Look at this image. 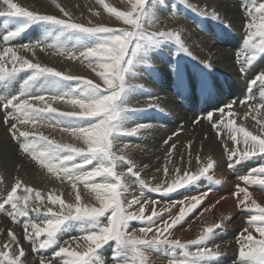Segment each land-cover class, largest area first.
Here are the masks:
<instances>
[{"label": "snow or ice", "instance_id": "snow-or-ice-1", "mask_svg": "<svg viewBox=\"0 0 264 264\" xmlns=\"http://www.w3.org/2000/svg\"><path fill=\"white\" fill-rule=\"evenodd\" d=\"M53 2L55 3V0ZM180 2L187 5V0H180ZM98 3L128 27L114 29L105 26H85L75 21L64 8H60V11L66 18H58L55 15H42L28 11L17 3H13L12 0H0V17L18 18L24 21L21 26L3 35L2 40L6 44L36 23L56 26L61 30V34L74 33L96 37L98 43L95 46L79 51L78 54L77 51L65 48L63 54L68 59L83 57L88 61L89 67L98 65L101 70L97 72V75L104 84L102 90L100 85L94 84L90 80L63 74L55 68L44 66L39 62L33 63L29 59L19 56L13 47L0 50V87L11 83L21 73L29 74L15 94H0V107L5 109L4 123H8L9 119L16 121L11 125L13 139L20 141L21 150L28 153L42 167H46L49 172L62 173L63 178L72 182L74 189L77 188L78 183L84 184L86 188H90L91 192L95 193L96 199L100 202L99 207L81 204L78 189L75 205L66 204L59 196L49 194L47 200L53 205H59L60 211L55 212L51 207L47 208L43 212V216L46 217L43 226L27 219L23 224L24 239L31 242L34 251L46 250L58 243L59 234L67 225L72 222H80L86 232L82 237L85 244L78 243L76 248L59 247L54 252V256L60 258V264H98L101 257L99 250L109 242L116 244L113 250V264H148L146 253L150 251H163L165 255H170L169 264H211L215 258L220 256V252L208 248L207 241L213 238L215 230L221 229L222 225L215 223L205 227L198 239L187 244L181 243L179 239H170V230L182 222L186 210L182 209L179 215L171 216L168 220L157 225L154 218H158L160 213L153 210L150 216L145 217V205L141 204L139 198H132L125 206L124 197L129 188L124 182V175L117 171L118 162L127 165V173L136 179L141 188L146 185L140 179L135 163L125 155H117L114 152V141L124 131L119 127L124 113L135 111L123 105V98L128 89L132 87L129 83L128 72L137 54L168 41H174L180 50L186 53H188V49L179 32L147 33L145 31V23L155 16L148 11L149 0H131L128 11H117L104 3V0H98ZM57 6L59 7V5ZM187 6L191 7V5ZM244 8L249 17V21L245 25L249 29L245 42L251 49V55L246 57L245 63H251L257 58L258 53H264V2L254 4L252 7L244 5ZM89 24H91L90 21ZM257 37H259V43L254 42ZM41 43L36 42L31 45V48L33 50L39 48ZM56 46L62 47L58 40L53 45V47ZM21 47L29 49L30 45L25 44ZM188 54L191 55V53ZM241 71L243 72L245 69L242 68ZM42 77L54 78L63 82H76L82 87H76L66 94H51L42 90L36 94L33 90V83ZM258 82L264 88V71L259 72L249 81V92L251 87L256 86ZM252 98L251 95H247L241 103H246ZM65 100L79 111L60 112L52 106L53 102ZM232 106V103H228L222 109L217 110L220 112L219 121H213L211 114L206 117L207 120L213 122V127L217 130L218 135L226 128L229 138L235 145H239L242 140L243 151L239 147L235 149L226 147L225 150L229 152L231 158L238 157L239 161L247 160L258 154L264 155V136L253 135L246 128L238 127ZM225 108L227 112H225ZM8 109L11 111L9 112ZM261 109H264V92L261 93L259 104L251 106L250 111L259 113ZM225 116L229 118L227 121L224 119ZM199 122V120H194V123ZM257 123L264 128V122L257 121ZM29 124L33 128L37 124L60 127L64 131L71 132L77 139L83 140L87 148L61 145L42 134L38 135L19 127V125ZM138 127H143V125H138ZM137 130V128H131L128 131L129 134H135ZM128 147V145H124L121 152ZM171 150H175L174 143L171 145ZM169 157H171V151H169ZM233 163H230L229 167H233ZM87 165H92L91 170L86 167ZM214 166L215 161L209 157L207 162L202 164L195 173L185 172L180 175L177 168L175 169V179L170 185L162 184L151 188L150 191L169 194L186 185L193 184L201 177L213 181V176L208 174L214 169ZM164 171L167 173V167ZM242 179L246 185L264 186V165L250 170L249 174L244 175ZM214 182L219 183L220 181L215 180ZM21 189L23 195L18 196L17 192ZM237 193H244L240 204L249 214V226L255 228L260 236L259 240L255 239L250 232L243 236L240 240V260L243 264H264V207L255 201H252L254 208L248 205L251 194L247 188L238 187L234 194ZM206 195L205 192L191 198L193 202L187 211L195 209ZM141 196H143V192H141ZM30 200L39 201V205L30 204ZM152 203L156 202L152 201ZM43 204L44 199L40 191L17 180L10 194L0 200V212L6 213L12 217L14 222L20 223V218H29L30 212L40 215V205ZM6 205H9L10 208H6ZM133 205H140L138 211L129 212L127 209L132 208ZM109 213L107 224H104L101 218ZM145 220H147L148 226L139 229L143 233V238H136L134 235L128 234L127 229L130 221ZM30 229L32 231H29ZM244 231L247 232V229ZM150 232H154V235L149 238ZM8 235L12 244L19 246L15 233L9 232ZM193 245L197 246L196 251L190 252L189 249ZM10 248L11 245L6 243L4 244L6 251L0 253L7 264H27V261L23 259L25 257L23 247H19L18 255H13ZM177 250L180 252L179 256H177Z\"/></svg>", "mask_w": 264, "mask_h": 264}, {"label": "rangeland", "instance_id": "rangeland-1", "mask_svg": "<svg viewBox=\"0 0 264 264\" xmlns=\"http://www.w3.org/2000/svg\"><path fill=\"white\" fill-rule=\"evenodd\" d=\"M44 1H45V4L46 5H51L53 8H55V10H56V11H54L55 14H51V15H55V16L58 15L59 16V17L57 16L58 18H66V17L63 16V13L60 11V6H61V8H64L65 10L68 8L66 11H68L71 14L72 18L75 21L84 24L85 26H105V27H111V28H114V29H122V28H127L128 27L127 25H124L122 21L116 19L114 15L109 14L107 12V10L104 8L103 5L100 4V3H98V0H70V1L69 0H63V1H61V0H57L56 1L55 0V3L53 2V0H51V1L44 0ZM64 1H66V3ZM152 1H155V0H149V4H148V11L149 12L151 11L149 9H150L151 3H153ZM211 1H215L216 2L217 0H211ZM238 1L241 2L243 0H238ZM249 1L250 2L248 3L247 0H244L242 3H244V5L247 4L248 7H252L254 4H258L260 2H264V0H259V1L258 0H249ZM171 2H172V0H156L153 3L155 5V7H157L156 10H155L156 11L155 13L158 12V13L166 14L167 15L168 12L171 10V7L173 6V4ZM179 2H180V0H177V1L175 0L174 1V3H176L177 5H180L179 10L178 9H173L172 14L174 16H176L178 14V12H180V13L183 12V10H181L183 8V4L181 2L180 3ZM104 3L108 4L110 7L115 8L117 11H128L130 9L131 0H104ZM199 3H198V5H199ZM57 5H59V8H58ZM209 5L211 7H213L212 4H209ZM165 7L167 8L166 10H165ZM199 7L201 9H204V8L201 7V5H199ZM243 8H244V6H243ZM205 9H207V11H209V8H205ZM215 11L216 10L214 8H212V12H215ZM57 12H58V14H56ZM184 12L186 13V12H188V10L185 9ZM243 13H244V15H243ZM153 14H154V12H153ZM241 14H242L243 17L240 16L239 22L236 23L237 25L234 24V23H232V22H230V21L228 22V20H226L227 18H222L221 19V22L224 23V24H222V26L225 25L227 27V25H228V27L231 28V29H233L235 27L234 29H236L237 32L243 33V35H247L248 32H249V29L245 25L248 23L249 17L247 16L246 11H241ZM192 16L193 17H196L194 15H192ZM205 17L207 18V20H208L207 22L208 23H210L211 25H214L215 24V18H214L215 16L210 15L209 13L207 15V13H205ZM153 18H155V19H153ZM153 18L151 20H149L148 22L145 23V26L144 27H145V31L147 33H154V32H159V31H170V32H174V33L175 32H179L180 35H181V38L183 36V40L187 39L185 36L188 34V32L185 34L184 31H183V29H184V23L185 22H182V21H174V20H170V19H169V21L164 22V19H162V18H157V17H153ZM185 19H187L189 21L191 20L193 23H195V20H192L190 18H185ZM153 20H155V22H152ZM89 21L91 22V24H89ZM196 23L198 24L200 22H196ZM36 24H32L25 32H23L20 36H18V38L14 42L28 40V37L33 33L29 29H32L33 26H36ZM194 26H197V25H194ZM194 26L188 27L189 32H191V30H192L193 33L199 32V30H197L196 27L195 28H192ZM232 26H233V28H232ZM18 27L19 26H16L14 28V30L16 28H18ZM181 27H183V28H181ZM77 35L80 36V39L78 40L77 45H73V48L78 47L79 44L82 42V40H86V38H89V39H92L93 41H95L93 46H95L98 43V40H97L96 37L83 36L81 34H77ZM205 39H207V38H205ZM42 41H44V40L43 39H39V41H36V42H42ZM257 42L259 43V38L258 37H257L255 43H257ZM162 43H165V42H162ZM162 43H160L159 45L160 46H163ZM25 44H28V43L26 42ZM31 45H33V44H30V46ZM93 46H90L89 45L88 48L89 47H93ZM158 46L150 47L147 51H141L140 53H138L137 56H136V59L133 62V65H132L131 69L128 72V77H129L130 84L132 85V87L129 88L130 91L128 90L125 93V96L123 98V100L125 99L123 101V105L125 107L128 106L129 109H134L135 108L134 109L135 111H129V112L127 111V112L124 113L123 118H122V120H121V122L119 124V127L121 129H124V131L117 136L118 138H120V137L121 138L118 139L116 137V139H118V140L115 139V141H114V143L116 144V145H114L115 146L114 147V152L116 151L115 153L117 155H125L127 158H130L135 163V165H137L136 166V171L139 173L140 179L144 181L146 187L141 188L139 186L138 182L136 181V179L134 177H132L130 174L127 173V165L118 162L117 171L120 172V173H122L124 175V182L128 185V188H129L127 194L124 197L125 206L127 205V202L130 201L132 198H134V197L135 198H139L141 200V204H144L145 205V209H144V216L145 217L150 216V214L152 213L153 210H155L158 213H160V216L158 218H154V220H156V224L157 225L161 224L165 220H168L171 216L179 215V213H180V211L182 209L183 210H186V215H185L184 219L182 220V222L179 223V224H177L173 229L170 230L171 231L170 239H173V240L179 239L181 241V243H186V244H187V242L189 243L192 240L198 239L199 236H200L199 234H201L203 232V229L205 228L206 224L207 225H211V223L212 224H215L216 222L217 223L219 222L223 227L225 226L224 228L226 230L225 229L224 230L216 229L215 232L217 233V231H219L218 233H219V237L220 238L215 235V236H213V238H211V239H209L207 241L208 248L212 249L213 251H219L220 252V256L218 258H215L211 262V264H243V262L240 260V257H239V251H240V246H241L240 245V240L243 237H241V234H240V237L241 238L237 236V239H236V235H237L236 233L237 232L235 231V229L238 228L239 226H241V227L244 226L245 227V225L248 224L249 214H248V212L246 210H245L246 211L245 214L244 213L239 214L240 217H242L241 220H243V219L245 220L244 221L245 223L244 222L242 223L241 220L236 217V214H231L232 217L231 216H228V217H226L224 219V218L220 217L217 213H214V211L211 210L210 208H209L208 212H206L205 214H204V211L203 210H200L199 211L197 208L192 209L190 211H187V209H190L191 203L193 201H192V199H191V201H189V198L190 197H188V196H190V195H188V194H189L190 191L184 192L186 190L185 188H187L186 186L184 187V189L182 188V190L179 189L177 191H174L172 193L165 194V195H163V193H161L162 194L161 195L160 193H157V192L155 193L153 191H150L151 188L156 187V186H159V185H162V184L165 185V186L170 185L172 183V181L175 179V176H176L175 169H177V168L180 171V175H183L184 174V170H185V172L188 171V173H190V174L191 173H195L197 171V169L199 168L198 166H200L199 164H201V160H202V154H197L196 155V154H192L190 151H188L189 153L188 152H181L182 155L180 154L181 155L180 156L177 152H175L176 151V148H177V145L180 144V142L182 141V138L185 139V137H184L185 135L187 137H190V133H189L187 127L185 128V126H183L180 129V131L182 132L180 141L179 140H176V138H174L175 139V142H173V143L175 144V150H171V145L173 143L170 145L168 143L169 140L167 141V143H165V141L167 140L165 136H163V138L165 140L164 141L161 140V134H160L161 133L160 132L161 131L160 130V124H161L160 123V117H158L159 115H158L157 111L154 109L155 108V105H156L155 104L156 101L153 102V101L150 100V99H153L151 95L148 98H146L145 100H144V98H142V99L140 98L141 94L143 92H145L144 90H146L145 89V86H144L145 85L144 84L145 82H143V80L146 78L144 76H146L147 74H149L148 71L151 70L150 69L151 60L152 61L154 60L152 58V53L155 51L156 48H158ZM225 46L228 47L227 44H225ZM244 48L247 49L246 52H248L251 55V49H250V47L248 46V47H244ZM31 49H32L31 47H29V49H26V50L24 48L23 51L25 53L28 52L27 55H29V56H32L33 55L32 58L33 59L35 58L34 60H37V61H40L41 60V62H43L45 64L47 62L49 67L51 66L52 68H55L56 70L62 72L63 74L80 77V78L85 79V80H90L94 84L100 85V87H101L102 90L104 89L103 81L97 75V72L101 70L98 65H94L93 67H89L88 61L85 60L83 57H81L80 59H68L63 54L64 52L61 53V54L60 53L50 54V55H53V58H52V56H47V58H45V55L39 53V51H38L39 49L35 48V50L37 52L35 50H33V49L31 51ZM34 52L36 53L35 56H34V54H35ZM37 53H38L39 58L37 56ZM145 54H147V55H145ZM262 54H264V53H262ZM149 55L151 56V58H149L150 57ZM259 57H260V53L257 54V58L253 61L252 68L256 67L261 62V60H260ZM144 60H146V61L149 60V61H147V63H146L145 66H143ZM138 62H139V65H141L143 67H142V70L136 71V73H135L134 68H139L138 67L139 66L138 65ZM233 65H235V63L234 62H231V66H233ZM252 68L250 69V72L251 73H252ZM146 70H148V71H146ZM129 73L131 75H129ZM133 73H135V74H133ZM150 73H154V71L151 70ZM27 77L25 79H27ZM137 77H139V78H137ZM135 78H136L137 81L135 80ZM215 78H217V77H215ZM53 79L54 78H48L47 85H49V86H46V92L49 91V93H51V94H66L68 92H71L76 87H82V86L78 85L76 82H63V81H58V80L56 81L55 79L54 80ZM51 80L56 81V82H53ZM132 80H134V81H132ZM153 80H151V82H153ZM140 81H142V82H140ZM215 81L222 87L221 82H219L217 80H215ZM41 82H43L42 78L38 79L37 81H35L33 83V87L39 85ZM22 84H23V82H21V86H22ZM183 85H184V89L183 90L186 91L187 88H188V84H187L186 80L183 81ZM199 85H201L200 84V81L197 78L194 77L193 78V88L196 90ZM21 86H20V88H21ZM54 86H56V87H54ZM259 86H260V84L257 83V85L254 87L253 94L255 92H258L257 91V88ZM3 87H0V89L3 88ZM221 87H218V88H220L218 90L221 93H223ZM134 91H136V92H134ZM245 92H246V90H245ZM165 93L166 92L163 91V93H162V96L163 97H166L167 96V94H165ZM223 96H225V98L227 99V101H230V103H231V100H233L231 98H235L233 95H230V97L228 95H223ZM244 99L245 98H242L240 101H242ZM142 100H144V101H142ZM34 102L35 101H33V103ZM138 102H140L139 103L140 105H138ZM147 102L150 103L151 105L148 104ZM170 102L172 104L170 103L169 107L175 109L176 108V104L174 102V99L173 98H172V100L170 99ZM61 103H62V105H61ZM126 104H128V105H126ZM142 104H144L143 106L145 107V109L142 106ZM250 104L247 105V106L245 105V107L237 108V109L239 111H241V113L243 115H245L247 118L249 117L248 119H252L254 121L255 120H258L257 116L259 115L260 111H259V113L255 112V111H250V107H251ZM56 105H58V106H56ZM52 106L55 107V108H59L61 110H64V112L79 111V109L74 108L66 100L65 101L53 102L52 103ZM252 106H255V105H252ZM142 107H143V109H142ZM8 111H10V109H8ZM1 112L3 114L5 112V109H3V107H1ZM127 116H128V118H127ZM54 118L55 117H53V119ZM139 122H141V123H139ZM2 123L4 124V120H2ZM14 123H16V122H14ZM3 124H2L3 129H8V131H7L8 133H7L5 130H3L0 127V135H1L0 136V144L3 143L2 145L4 146L5 142L7 141V138L9 139V138H13V137L11 135V130H10L11 129V126H9V122L8 123H5V124H7L6 126H5V124L4 125ZM128 124H129V126H128ZM130 124H132V125H130ZM138 125H143V127H138ZM19 126H22V125H19ZM30 126H31V124L25 125V126L23 125V127H21V128H24V130H27V131L36 133L38 135L39 134H42V135L45 134L44 136L48 137V139L53 140V141H55V142H57V143H59L61 145H72L73 144L72 146H75V147L85 148V149L87 148V145H85L83 143V140L77 139L76 136L72 135L71 132L64 131L60 127L51 126V125H47V124H45V125L37 124L35 128H33L32 126L30 127ZM133 127L134 128H137L138 130H137V132L135 134H130L129 135V131L128 130H130ZM149 127H150V129H148ZM124 133H126L127 135L124 134ZM5 134H6V136H5ZM175 134H177V133H175ZM59 135H61V136H59ZM151 138H152V140H151ZM4 139H6V141H4ZM129 139H131V140H129ZM143 140H145V141H143ZM123 142H124V144H123ZM15 143L16 144H19L20 141H18V140L15 139ZM133 144H134V146H133ZM124 145H128L131 148V150L128 147L123 152H121V149L123 148L122 146H124ZM152 146H153V148H152ZM138 147H140L139 148V151H138ZM166 147H168V148H166ZM133 148H134V150H133ZM136 149H137V151L135 152ZM169 151H171V157H169ZM21 152H22L21 149L19 151H17V155L18 154L20 155ZM22 153H24V152H22ZM137 153L139 155L141 154V156H139ZM133 155H134V157H133ZM185 155H186V157H185ZM263 156L264 155H262V154H258L256 156L250 157V158H261L260 161L256 162L254 165H252V166H254V168H257V167H260V166L264 165V159L262 158ZM176 157H178V158H176ZM180 157L185 158V159L182 158L184 162L182 161V159ZM198 157H199V160L200 161L198 160ZM30 158H31V156H30ZM78 159L79 158H77V160ZM196 160L198 161L197 163L195 162ZM232 160H233V158H231V157L226 159L227 168L230 170L229 171L227 169L226 171L229 172L230 175L233 173L232 175H233V177H235L236 174H237L236 171H238L237 168L236 167H229V164L232 163ZM248 160L249 159L244 160V161H240L239 162V165L241 166L243 162H248ZM179 161H180V163H179ZM181 161L184 164L181 163ZM191 161H192V163H191ZM177 162H178V164H177ZM180 165H181V167H180ZM37 166L39 168H36ZM40 166L37 165V164L32 165V167L36 168V170L33 168L34 169L33 170V174H35V175H33V174L31 175L29 173L30 172L29 171L28 172V175H27L28 178L27 179L25 178V180L22 179V176L21 175H15L14 176V175L11 174V171H8V172L5 171V168L7 166L5 168L3 167V169H2V167H0V175H1L0 176V193H1L0 194V200H2L4 197H6L8 194H10L11 190L15 186V181L17 182L18 179L20 181H22L24 183V185H26L28 187H31V188H33L35 190L40 191L41 192V196L44 199V204L43 205H40L41 214L40 215H37V213H35V212H30L29 213V218H23V217L20 218V223L14 222V220L12 219V217L8 216L4 212H0V244H1L0 245V253L6 251L4 249V244L7 243V244L12 245L10 249L12 250L11 252H12L13 255H17L18 254L17 251H19V247H23L24 248L26 256L23 259H27L26 260L27 261V264H31V263L32 264H42V262H43V264H60V258L59 257H55L54 256V252L57 251L59 249V247L76 248V245L78 243L81 244V245H84L85 244V241L82 239L83 235L86 234V232L84 231V226L80 222H72L69 225H67L64 228V230L59 234V241H58V243L56 245H53V246L49 247L46 250L34 251V250H32L33 249V245L31 244V242L24 239L25 233H24L23 224L26 222L27 219H31L33 223H38V224H41V226H43V221H44V219H46V217L43 216V212L46 211L47 208L51 207L53 209V211H55V212H59L60 211V206L59 205H53V204H51L47 200V197H48L49 194L59 196L61 199H63L65 201L66 204L70 203V204L75 205L77 203L75 197H76V192H77V189H78L79 190L80 197L82 196V198L80 200V203L81 204L83 203V205L84 204L87 205V203H88L87 206H90V207H99L100 206V202L96 199L95 193L91 192L90 188H86L84 186V184L78 183L77 184V188L74 189L72 187V182L69 181L68 179L63 178L62 173L61 174H58L55 171L54 172H49L46 167H42L41 166L42 167L41 168ZM87 166H89V167H87ZM87 166L86 167L89 170H91L92 166L91 165H87ZM165 167H167V169H168L167 173H165V171H164ZM184 167H186V168H184ZM254 168H250L248 171H247V169H244V173H246V175H247V174H249L250 170H252ZM20 170L21 169H17L16 170V173L17 172H20ZM172 170H174V171H172ZM58 175H59V178H58ZM10 176H14V177H12V178L9 179ZM16 176L17 177L20 176V177L17 178ZM34 178H36V179H34ZM143 178L146 179V180H144ZM222 178L220 176L218 178H214L213 182L215 180H219L220 182H223L224 179H222ZM11 179H13V180H11ZM28 179H29V181H28ZM97 179L99 180L100 178H97ZM5 181H6V183H5ZM220 182L218 184H221ZM206 183H207L206 184V189H209L210 186H211L210 181L209 180H206ZM190 186H192V184ZM251 186L255 187L254 185H251ZM237 188L238 187H236V190H237ZM257 188H264V186L257 185ZM194 189H196V188H194ZM216 189H219V186H216ZM180 191H181V193H180ZM141 192H143V196H141ZM235 193H236V191H235ZM237 194L239 196H242V193H237ZM237 194H236V196H237ZM17 195L18 196L23 195V190L22 189L21 190H18ZM180 197H182L183 202H180V201H182ZM242 197H241V199H243ZM151 200L152 201H155L156 203H152ZM238 201L240 202V199ZM252 201H254V200H250L249 199V201H248V205L249 206H253L252 205ZM29 203L30 204H37V205H39V201H31L30 200ZM173 203H174V206H172ZM185 206H186V208H185ZM5 207L6 208H10L9 205H6ZM139 207H140V205L139 206L138 205H133L132 208L127 209V210L129 212H135V211H138ZM164 209H167V210H164ZM243 209H244V207H243ZM162 210H164V211H162ZM207 213H208V215H211V216L208 217V215H206ZM234 213H235V211H234ZM109 215H110V213L107 214L105 217L101 218L102 219V222L104 221L103 222L104 224H107ZM201 215H205V216H202L201 217ZM198 217H199V219H198ZM207 217H208V219H207ZM201 219L202 220L205 219V225L202 224V222H204V220L202 221ZM197 220L201 224L198 223ZM195 223H197L198 226ZM239 223H241V224H239ZM192 225H194V226H192ZM230 225H231V229H229ZM248 225H246V226H248ZM147 226H148L147 220H145V221H130L129 222V227L127 229V232L130 235H134L136 238H143V233L140 232L139 229L142 228V227H147ZM195 226L198 227L197 228L198 230L195 228ZM191 227H193V228H191ZM17 228H19L20 230L17 229ZM188 228H189V230H188ZM249 228H250V226L249 227H245V229H248L247 230V233H249L248 231H250ZM29 231H32V230L30 229ZM9 232L15 233V235H16L18 241H19V246L15 245V244H12L11 238L8 235ZM152 235H154V232H150L148 234L149 238ZM1 239H3V241ZM41 239H43V237H41ZM237 244H238V246H237ZM115 247H116V244L114 242H109L108 244L104 245L99 250V256H101V257H100V261H98V264H113V261H112L113 260V250H114ZM196 247L197 246H194V245L191 246L190 247L191 249H189V251L190 252H195L196 251ZM28 248H29V250H28ZM31 250H32V252H31ZM14 252H16L17 254L14 253ZM32 255H34V256H32ZM179 255H180V252H179V250H177V256H179ZM146 257H147L148 264H169L168 261H170V259H171V256L170 255H165V253L163 251H160V252L150 251V252L146 253ZM0 259H1L0 260L1 263L7 264V262L3 260V257L0 258ZM31 259H32V261H31ZM52 259H53V261H52ZM238 261H239V263H238Z\"/></svg>", "mask_w": 264, "mask_h": 264}, {"label": "bare ground", "instance_id": "bare-ground-1", "mask_svg": "<svg viewBox=\"0 0 264 264\" xmlns=\"http://www.w3.org/2000/svg\"><path fill=\"white\" fill-rule=\"evenodd\" d=\"M49 1H51V0H49ZM61 1H63V0H61ZM155 1H152V2L154 3ZM243 1L239 2L238 0H217L215 2V1H211V0H199V1L198 0H187V5H191V7H188L186 4L182 3L183 4V8L181 10H183V12H181V13L178 12V14L176 16H174L172 14V12L169 13V14H167V15L166 14H161V13H158V12L155 13L156 12L155 10H156L157 7H155V5L153 3H151L149 10H151L150 11L151 13L154 12V14H155L154 17L162 18V19H164V22L169 21V19L170 20H174V21H182V22H185L184 23V29H183V31H184L185 34L188 32V34L185 36L187 39L183 40V36H182L181 39H182L183 43L185 44L186 48L188 49V53H191V55H189L188 53L184 52L183 50H180V48L178 47V45H176L174 42H167L165 44H162L163 46H160L159 45L158 48H156L155 51H154L155 52L154 53V56H155V58L157 60H161V61H155V58L152 57L154 60L153 61L151 60L150 69L152 71H154V73H150L151 70L150 71L146 70V71L149 72V74H147L146 76H144L146 78L143 80V82H145L144 83L145 84L144 86H145V89L146 90H144L145 92H143L141 94V96H140L141 99L144 98V100H145L146 98H148L151 95L153 99H150V100L153 101V102L156 101L155 102L156 105H155V108L154 109L157 111V113L159 115L158 117H160V123H161L160 124L161 140L164 141L165 139L163 138V136H165L166 139H167V141L169 140L168 143L171 145L173 142H175V139H172L171 137H173L174 134L177 133V136L175 138H176V140H179L180 141L181 135H182V132L180 131V129L183 126H185V128L187 127V129H188V131L190 133V137H187L184 134L185 135L184 136L185 139L182 138V141L180 142L179 145H177V148H176V151L175 152H177L179 155L181 154V152H188V151H190L192 154H196V155L197 154H202L201 164H199L200 166H198L199 167L198 169L196 168L197 171L200 169L201 165L202 164H205L207 162V159L209 157H211L215 161V166H214V169L211 170L208 175H212L213 178H218L219 176L221 178L223 177L222 179H224V181H225V182L224 181L223 182H220L221 184H218V183H215L213 181H210L211 186H210L209 189H206V184H207L206 183V180H208V179L206 177H201L198 181L194 182L192 184V186L186 185L187 188H185L186 190L184 192L190 191L189 194H188V195H190V196H188V197H190L189 198V201H191V198H194L196 196H199L201 193H205L206 192L207 195L203 198L202 202L196 207L199 211L200 210H203L204 211V214H205L206 212H208V210L210 208L211 210L214 211V213H217L220 217H222L224 219L226 217H228V216H231V214H236V217L239 218L240 220L242 219V217H240L239 214H242V213L245 214L246 213L245 209H243V206L240 205V202L238 201L239 199L241 200V197L244 196V193H242V196H239L238 194L236 196V194H234L235 191H236V187H239V188H247L248 192L251 194L250 200H254L261 207H264V188H257V185H254L255 187H253L251 185H246L244 183L243 179H242V177L244 175H246V173H244V169H247V171H248L250 168H254V166H252V165H254L256 162L260 161L261 158H249L248 162H243L241 166L239 165V162L240 161H239L238 157L237 158H233L232 163H233V161H235L233 163V167H236L237 170H238V171H236L237 172L236 176L233 177V175H232L233 173L231 174L232 175L231 176L230 173L226 171L228 169L227 168L226 159L227 158H230L229 152L225 150L226 147L229 148V149H235V148L239 147V149L241 151H243V148H244L243 142L241 140V143L239 145H235L233 143V141L229 138L228 131H227L226 128L223 131H221L219 133V135H218L217 134V130L213 127V122L212 121L211 122H208V123H204V122L200 121L199 123H197L196 125H194V120H196L198 118V115L200 114V111L197 110V108H196L197 107V99L195 98V95H194L195 89L193 88V78L194 77L197 78L200 81V84L203 85L201 87V89H202L201 92L210 91L211 96H209V99H208L209 102H208V104H209V106H210L211 109H217L218 106L220 105V103H221V106H222L221 99H226V98L220 92H218V89L217 88H216L217 90L214 87L212 89L209 88V80H208L209 78H211V77H217V78H219V77L222 76V78H224L226 80L227 84L229 85V87L233 91L231 95H233L239 101L242 98H245L247 96V94L245 93V90L248 87L249 81L251 79H253L255 77V75H257L259 72L264 71V54H262V53H260V57H259L260 60H261V62L256 67L252 68L253 61L251 63H245L246 57H248L250 55L248 52H246L247 49H245L244 48L245 46L243 45L244 41L246 40L247 35H243V33L237 32V30L234 29L235 27L233 28V26H232L233 29L229 28L228 25H227V27L225 25L222 26V24H224V23L221 22V19L222 18H227L226 20H228V22L230 21V22H232L234 24H236L237 22H239L240 16H242L241 11H245V9L243 8V6H244V3H242ZM12 2L13 3H17L20 7L24 8V9H26L28 11H32L34 13H37V14L51 15V14H55L54 11H56L55 8H53L51 5H46L44 0L43 1L42 0H12ZM64 2L66 3V1H64ZM247 2L249 3L250 1L247 0ZM198 3L204 9H201L199 7ZM209 4H212L213 7H211ZM60 8H61V6H60ZM186 8H187L188 12L185 13L184 10ZM205 8H209V11H207V9H205ZM212 8H214L216 11L215 12H212ZM205 13H207V15L209 13L210 15L215 16L214 17L215 18V24L214 25H211L210 23L207 22L208 20L205 17ZM56 14H58V12ZM192 15H194L196 17H193ZM243 15H244V13H243ZM185 18H190L192 20H195V23H193L191 20L189 21V20H187ZM153 19H155V18H153ZM196 22H200V23L197 24ZM23 23H24V21H22V20H20L18 18H4V17H0V42H1L0 50H3L6 47H13L17 51V54L19 56H22V57H24L26 59H29L33 63L39 62L40 64H42L44 66H48V63L46 61H45L46 62V64H45V63L41 62V60L40 61L34 60L35 58L34 59L32 58L33 57V55H32L33 53L31 52L32 53L31 54L32 56L27 55L28 52L25 53L23 51L24 48L21 47V45H25L26 42L29 45L30 44H35L36 41H39V39H43L44 41H42L41 46L39 48H37V49H39L38 50L39 53L45 55V58H47V56H52V58H53V55H50V54H57V53H60L61 54V53H63L65 51V48L68 49V50H75V51L78 50L77 51V53H78L79 51H83L86 48H88L89 45L90 46H93L94 45V42H95L92 39L86 38V40H82V42L79 44L78 47L73 48V45H77L78 40L80 39V36H78L77 34H74V33H63V34H61V30L59 28H57L56 26L45 25V24H39V23H37L36 26H33L32 29H29L33 33L28 37V40L14 42L18 38V37H16V38L12 39L10 42H8L6 44L2 40L3 35L7 34L8 31L14 30V28L16 26H21ZM200 24H204L206 26V34H204V32H205L204 30H199V32H196V33H193L192 30H191V32H189L188 27L194 26V25H200ZM195 27L196 26H194L192 28H195ZM181 28H183V27H181ZM205 38H207V39H205ZM57 40H58L59 44L62 47H64V48L59 47V46L53 47V45L55 44V42H57ZM225 44H227L228 47L226 46L225 47V51H223L222 48H223V46ZM173 49H175L176 52H173ZM31 51H32V49H31ZM35 55H36V53L34 54V56ZM145 55H147V54H145ZM37 56H38V53H37ZM38 58H39V56H38ZM149 58H151V56ZM149 60H147V61H149ZM147 61L144 60V63L142 62L143 63V66L146 65ZM232 61H242V65L240 67L239 66H236V65L231 66V62ZM138 65H139V62H138ZM143 66L139 65L138 66L139 68H134L135 73H136V71L142 70V67ZM9 67H11L10 64H9ZM242 68L245 69V71L242 72L241 71ZM251 68H252V73L250 72V69ZM135 73H133V74H135ZM28 75H29L28 73H21L14 81H12L11 83H9V84L5 85L3 88H1L0 89V94H3V95L15 94L20 89L21 82H23V80ZM129 75H131V74L129 73ZM137 78H139V77H137ZM42 80H43V82H41L39 85L33 87V90H34V92L36 94H39L41 90L44 91V92H46V86H49V85H47L48 78L42 77ZM53 80H51V81H53ZM135 80H136V78H135ZM151 80H153V82H151ZM185 80H186V82L188 84V88H187L186 91L183 90L184 89L183 81H185ZM56 81H53V82H56ZM132 81H134V80H132ZM161 81L165 83L166 90L169 92L170 98H168V99H164L165 97H163L162 94L158 93V90H161L162 89V83H161ZM140 82H142V81H140ZM129 83H130V80H129ZM54 87H56V86H54ZM214 90H216L217 92H215ZM257 91L259 93L258 92H255L252 95V97H253L252 98V101L253 102H251L250 106H252V105H258L259 104V102H260V96H261V93L264 92V88H262L261 86H259L257 88ZM134 92H136V91H134ZM48 93H49V91H48ZM172 98L174 99V102L176 104V108L175 109L169 107V105L171 103L170 102V99L172 100ZM182 98H184V99L187 100V105H185L183 107L179 106V104H178L179 101H180V99H182ZM144 100H142V101H144ZM34 103H36V102H34ZM139 103L140 102H138V105H140ZM228 103H230V101H228ZM144 104H142V106ZM148 104H150V103H148ZM225 104L226 103H224L223 105H225ZM61 105H62V103H61ZM126 105H128V104H126ZM56 106H58V105H56ZM187 106H190L191 107V110H187ZM143 107H142V109H143ZM57 109L60 112H64V110H61L59 108H57ZM144 109H145V107H144ZM10 111H11V109H10ZM232 112L234 113V118H235V121H236V125L238 127L242 126V127L246 128L248 131L252 132L253 135L264 136V128H262L261 124H258L257 123V121L264 122V109H261L260 110V113L257 116L258 120H255V121L252 120V119H248L249 117L248 118H245L246 116L243 115L241 113V111H239L237 108H234L232 110ZM127 118H128V116H127ZM219 119L220 118L216 119L215 121H219ZM227 119H229V118L228 117H225V121H227ZM2 120H5V115L1 112V107H0V127L3 129V127H2V124H3L2 123ZM14 122H16V121L15 120H12V119H9V126H11ZM139 123H141V122H139ZM6 125L7 124H5V126ZM130 125H132V124H130ZM128 126H129V124H128ZM19 127H23V125L22 126H19ZM148 129H150V127ZM3 130H5L6 132L8 131V129H3ZM124 134H126V133H124ZM5 136H6V134H5ZM59 136H61V135H59ZM120 138H118V139H120ZM118 139H116V140H118ZM129 140H131V139H129ZM151 140H152V138H151ZM4 141H6V139H4ZM143 141H145V140H143ZM2 144L3 143L0 144V165H1L0 167H2V169H3V167L5 168L7 166L5 168V171H7V172L8 171H11V174L14 175V176L15 175H21L22 176V179L25 180V178L26 179L28 178L27 175H28V172L29 171H30L29 173L32 175L33 174V170L34 169L36 170V168H39L38 166L36 168L32 167V165L37 164V165L40 166V164H38V162L36 160H33L32 157L30 158V155L28 153H25V152L22 153L23 152L22 151L20 155L19 154L17 155V151H19L21 148L19 147V144H16L15 143V139L13 140V138H9V139L7 138V141L5 142L4 146ZM123 144H124V142H123ZM114 145H116V144L114 143ZM133 146H134V144H133ZM139 148L140 147H138V151H139ZM152 148H153V146H152ZM166 148H168V147H166ZM130 150H131V148H130ZM133 150H134V148H133ZM136 151H137V149L135 150V152ZM139 156H141V154ZM133 157H134V155H133ZM183 157H180V158L182 159ZM185 157H186V155H185ZM176 158H178V157H176ZM262 158L264 159V156ZM183 159H185V158H183ZM183 159H182V161H183ZM198 160H199V157H198ZM182 161H181V163L184 162V161L183 162ZM192 161H191V163H192ZM195 162L197 163L198 161L196 160ZM179 163H180V161H179ZM177 164H178V162H177ZM87 167H89V166H87ZM180 167H181V165H180ZM186 167H184V168H186ZM17 169H21L20 172H17L16 173V170ZM172 171H174V170H172ZM184 173H185V170H184ZM33 175H35V174H33ZM14 176H10L9 179L12 178V177H14ZM19 177H17V178H19ZM34 179H36V178H34ZM11 180H13V179H11ZM144 180H146V179H144ZM28 181H29V179H28ZM5 183H6V181H5ZM15 183H16V181H15ZM216 186H219V189H216ZM194 188H196V189H194ZM180 193H181V191H180ZM163 195H165V194H163ZM81 198H82V196H81ZM180 198L182 200V197H180ZM180 202H183V200L180 201ZM87 205H88V203H87ZM252 207H254V205ZM185 208H186V206H185ZM234 211H235V213H234ZM206 215H208V213ZM202 216H205V215H201V217ZM209 216H211V215H208V217ZM199 217H198V219H199ZM208 217H207V219H208ZM203 220H204V222H202V224L205 225V219H203ZM244 221H245L244 219L241 220L242 223ZM197 222H198V220H197ZM198 223H200V222H198ZM195 224L197 225V223H195ZM239 224H241V223H239ZM246 225H248V224H246ZM246 225H245V227H249V225L248 226H246ZM192 226H194V225H192ZM197 226H195L196 229L198 228ZM206 226H209V225L206 224ZM224 227L222 226L221 230H224L225 229ZM243 227L239 226L238 228L235 229V231L237 232L236 233L237 234L236 235V239H237V236L240 237V234H241V237L246 236V234H248L247 232L244 231L245 230V227L244 228ZM191 228H193V227H191ZM17 229H19V228H17ZM229 229H231V225H230ZM249 229H250V231H248V232H250V233L252 232L251 234L254 236L255 239H257V240L260 239L259 233H258V231H256L255 228L250 227ZM188 230H189V228H188ZM218 232L219 231H217V233ZM217 233L215 232L214 236L216 235L217 237H219V233L218 234ZM1 240L3 241V239H1ZM237 246H238V244H237ZM29 248H28V250H29ZM32 250H31V252H32ZM10 251H12V250L10 249ZM14 253H16V252H14ZM25 256H26V254H25ZM32 256H34V255H32ZM0 258H2V256ZM25 260H27V259H25ZM31 261H32V259H31ZM52 261H53V259H52ZM238 263H239V261H238ZM1 264H3V263H1Z\"/></svg>", "mask_w": 264, "mask_h": 264}]
</instances>
